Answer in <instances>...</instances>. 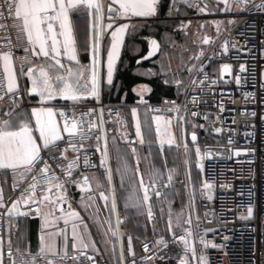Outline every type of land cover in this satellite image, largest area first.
<instances>
[{
  "label": "snow or ice",
  "instance_id": "snow-or-ice-1",
  "mask_svg": "<svg viewBox=\"0 0 264 264\" xmlns=\"http://www.w3.org/2000/svg\"><path fill=\"white\" fill-rule=\"evenodd\" d=\"M184 4L188 7H194L199 13H240L244 11H260L264 13V0H216L215 5L205 2L203 6L199 3H190L189 0H183ZM177 0H171L169 4V12L171 13L176 9ZM6 5V7H5ZM117 5L118 7H113ZM161 7V0H112L107 5L108 20L107 24L104 23L105 19V5L102 0H3L0 4V16L7 15V17H22L23 27L27 31L28 40L33 45V55L43 60L49 61L47 64L37 67L34 63L31 67L27 68L24 73L30 81V87L27 88L29 95L36 94L40 98L39 107L31 108L28 119H23L17 115L16 109L13 108L8 112H4L3 116L7 118H0V169H16L21 166L25 167L29 173H32L38 168V176L32 175L31 182L21 193L17 200L11 201L10 206L5 203L3 197V190L0 188V232H2V225L5 218L11 221L13 218L37 216L41 219V235L40 247L36 254L27 250L21 253L20 248L13 251L11 240L12 225L9 223V236L7 240V249L5 250V241L2 234H0V264H5V255L8 257V264H16V255L22 258L20 264H39V259H47L49 255H57V245L55 237L57 235L63 236L65 254L67 249L68 236L65 229H60L59 232L49 231L45 233V229H52L57 221L63 220L65 227L71 223L72 232V247L74 249L88 250L91 249L93 253L99 252L96 247V241L92 239L91 233L88 230V225L84 222V218L80 212L71 210V204H68L69 211H65L64 204L67 200L68 190L67 184L74 183L82 193H89L92 191V186L89 183L87 175L83 176L82 180L75 179L73 170L79 167V156L74 157L67 162V172H63L65 177L61 181L60 176L56 174L52 168L49 160L55 162L58 159H67V149L60 150L59 142L63 141L64 134L68 136V148L73 152H84L83 163L89 166L90 160L87 155L88 149L85 148L84 141L89 139L88 133L92 130H98L100 134L96 136V151L101 153L100 167L105 169L106 179L108 184L107 194L104 191H99V197L105 202V207L108 208L109 216L101 219L99 216V208H94L93 219L96 225L103 230V235L106 238H111L113 243V253H115V242L120 243V253L118 259L127 264L124 258V246L122 242L123 233L120 230L122 219L119 215L117 208V192L113 185V169L109 164L110 153L108 149V129L105 128L104 113L105 109L101 107L99 114L95 109L89 108L87 112H81L70 115L64 108L56 109L54 107L44 106L48 102L56 101L57 99L71 102L83 101L89 97L94 98L97 102L100 101L102 90L105 86L111 88L114 86V76L117 69V63L121 56L122 47L125 44V36L127 30L132 27L128 22H120V18L131 21L132 18H151L158 15ZM74 15H86L88 17V41L84 45L85 48L90 50V64L82 65L78 56V42L75 36V26L73 22ZM235 20H229L228 23L232 24ZM190 23V21H189ZM219 27L222 21H212ZM6 25L0 24V28ZM186 27L183 23L181 28ZM203 27V25H201ZM110 31V45L107 47L106 59L101 55V42L104 38V33ZM211 38L204 36L202 43L209 44ZM38 45V49L36 46ZM235 45H233L234 47ZM159 43L152 39L150 40L149 56H152L153 50H159ZM223 52H228V41L225 40L222 45ZM66 58L69 62L65 65L62 60ZM144 59V58H141ZM0 61L3 63L5 79H6V94H11L10 102L17 107H22V104L17 102V93L19 92V84L17 79L16 70L13 66V54L11 52H0ZM73 63L75 67H73ZM139 63V61H138ZM163 67V66H162ZM201 70L203 65H200ZM223 72H230L231 65L225 64L222 66ZM240 69L245 70V65L241 64ZM24 71V66L21 65V72ZM189 71H192L190 68ZM151 73V70H148ZM170 81L165 80L164 83ZM216 81L213 80L212 83ZM178 88L183 87V82L180 79L174 81ZM195 83V81H193ZM239 83V77H237ZM201 86L203 81H200ZM264 88V83L261 84ZM136 92L140 99L138 103L147 106V101L144 100V93L150 92L151 88L146 84L134 86L132 89ZM3 97L0 96V99ZM22 99V97L20 98ZM193 102H196V97L193 96ZM174 105L171 109L165 111H180V106L176 105L174 101H166ZM2 111V110H0ZM114 110L109 108L108 112L111 114ZM154 111H159L158 109ZM131 115L135 122L136 136L140 137L143 143L142 135V122L138 115V108H131ZM193 117L197 113H192ZM255 115V112L252 113ZM62 117L63 122L57 119ZM17 122L14 124L13 120ZM119 120V113H117ZM152 119L157 122L156 132L159 138L161 151L165 144L173 145L175 137L170 131L171 119H165L163 116H153ZM181 119H184L181 117ZM261 119H264L262 117ZM86 126V127H85ZM194 127H197L194 125ZM220 132L221 129H215ZM79 139L80 143H72L73 140ZM123 139L128 141L127 134H123ZM193 144H197V135L193 131L191 133ZM101 140L103 146L101 147ZM113 143H115V136H113ZM187 151V143L184 145ZM59 152V156L50 154L49 159H44L43 152L52 151ZM133 154H136V149H131ZM196 155L203 159L200 148L197 144ZM240 150L238 149L237 152ZM244 151H249L245 149ZM254 151V150H252ZM211 155V153H208ZM140 157L136 155V168L133 171L132 167L124 160L122 165L115 171L120 174L121 187L124 186L125 178L130 181L132 178L139 174ZM58 168H63L62 164L57 165ZM198 167L203 169V164H198ZM161 173L156 170L153 171L150 177V182L146 184L141 175L138 185L131 184L130 191L125 200V207L131 206L135 208L137 213H143L146 209V215L149 220L153 218V211L151 205V194L154 193L157 198L161 197L162 193L157 190L155 183L156 179L161 177ZM169 184L173 180L171 170L167 176ZM102 185L98 182L97 189ZM203 187L211 191L213 185L207 180L204 182ZM15 188V185H14ZM56 193L53 196V193ZM142 193V194H141ZM211 199V196L208 197ZM110 201V204H109ZM80 204L85 211L95 205V200L92 196H81ZM47 205V210H45ZM33 206H35L33 208ZM59 209L60 215H56V209ZM171 206L169 207L168 229L172 230L171 220ZM254 215V205L248 204L247 215H242L240 219H251ZM115 217V227H113L112 217ZM105 222L107 228H105ZM186 224L187 227L183 228V234L176 236L173 233L174 239L183 243L185 253H191L192 259L197 261V264H207L204 256H197L193 233V221L191 215L184 221L177 219V227ZM197 227L199 226V219L197 217ZM82 229V230H81ZM205 234L215 229H205ZM158 243L166 242L163 237L160 238ZM200 243L204 247H222L216 245L211 241L203 238ZM147 250V243L144 244ZM128 252L134 255L132 249V238L128 237ZM87 253L85 252V255ZM30 259L23 258L24 256ZM96 264L93 256L87 257ZM147 257H141L145 260ZM48 264H52L48 260ZM132 264H136L133 260ZM179 264H189L187 257H181Z\"/></svg>",
  "mask_w": 264,
  "mask_h": 264
},
{
  "label": "built area",
  "instance_id": "built-area-1",
  "mask_svg": "<svg viewBox=\"0 0 264 264\" xmlns=\"http://www.w3.org/2000/svg\"><path fill=\"white\" fill-rule=\"evenodd\" d=\"M258 2V0H257ZM3 0H0V4ZM167 0L164 8L160 7L157 16L165 18L170 17L174 10L169 12ZM193 3H199L200 0ZM6 7V5H5ZM193 10H196L192 7ZM106 11V8H105ZM205 17V16H202ZM230 17L235 22L224 29L220 36L202 51L199 63L197 64L186 87L180 93L170 97H164L159 102L147 101V107L153 114L174 117L182 120L181 117L189 116L193 120L205 121L209 124V129L213 135V140L206 142L201 147L203 159V182L199 185L196 192L197 204L199 206V226L197 227V217L193 219V240L195 243L197 256H204L207 264H264V13L256 10L244 11L223 15ZM108 18L104 23H108ZM0 24L6 25L0 28V52H11L16 67L21 70V65L28 67L35 62V56L32 51V44L28 40L27 31L23 27L22 17L0 16ZM228 41V52L222 50L224 41ZM233 45H235L233 47ZM68 65L66 58L62 60ZM231 65L230 72H223L222 66ZM245 65V70L240 69V65ZM200 65H203L201 70ZM216 66V71L211 73L210 68ZM239 77V83H237ZM215 80V83L212 81ZM195 81V83H193ZM200 81H203L201 86ZM0 103L4 102L7 108L0 111V118L4 112L13 108L19 110L10 102L11 94H6V79L3 63L0 61ZM193 96L196 102H193ZM22 97V99H20ZM18 104H25L24 91L19 89L17 93ZM140 97L135 99L138 103ZM174 101L180 106V111H165L171 109L174 105L166 103ZM105 109L104 119L105 128H116L119 138L123 143L129 144L123 139V134H127L128 141H133V137L128 127V122L122 108L117 104L107 103L101 96L100 101L96 100L90 103H69L64 109L71 115L87 112V109H95L99 114V109ZM114 111L109 114L108 109ZM158 109L159 111H154ZM255 112L253 116L252 113ZM119 113L120 119H117ZM192 113H197L193 117ZM62 125L63 118L60 117ZM86 127V126H85ZM215 129H221L216 132ZM100 132L92 130L88 133L89 139L84 141L85 148L88 149L89 166L83 163L84 152H73L68 148V136L65 133L63 141L59 142V149L66 151L67 159H58L55 162L49 160L56 174L60 176L61 181L65 180L63 172H67V162L76 156H79V167L73 170L74 178L82 180L87 175L90 179L92 174H97L106 178L105 169L100 167L99 161L101 153L96 151L95 138ZM72 143L79 144V139ZM240 150L237 152V150ZM248 149L249 151H244ZM254 150V151H252ZM211 153V155H208ZM44 159L48 160L49 155L59 156V152L47 151L42 153ZM62 164L63 168L57 165ZM37 170L29 173L23 166L16 169H0V188L3 190V197L6 204L10 206L11 201L17 200L28 183L31 182V176H38ZM6 176L7 191L3 189L4 177ZM39 179V176H38ZM213 185L211 191L203 187L205 181ZM15 185V188H14ZM68 196L64 209L69 211L68 204H71V210H75L76 202L81 196H95V192L82 193L80 189L69 182L67 184ZM56 193H53L55 196ZM209 195L211 199H209ZM254 205V215L251 219H240L242 215H247L248 204ZM35 206H33L34 208ZM45 208L48 206L45 205ZM3 211V210H0ZM56 215L60 214L56 209ZM36 216L20 217L31 218ZM7 218L3 221L2 232L5 240H8L9 231H6ZM11 240L17 237L18 223L14 219L11 223ZM187 227V226H186ZM205 229H215L205 234ZM183 234V228L178 229L166 236H156L142 239L138 243L137 251L134 255L129 252L124 257L127 264H179L181 257H187L189 264H197L192 259L191 253H185L183 243L174 239ZM166 242L158 243L160 238ZM203 238L222 247H204L200 243ZM148 248L145 250L144 244ZM7 243H5V250ZM15 247L13 251L15 254ZM25 253L27 250H21ZM85 252L87 253L85 255ZM36 254L37 252H32ZM93 256L96 264H109L107 257L101 253H93L91 250L72 249L69 252L49 255L47 259L40 258L39 264H92L87 257ZM141 257H147L141 260ZM20 255H16V264H20ZM30 259L26 255L23 257ZM5 264H8V257L5 255ZM120 264H123L121 262Z\"/></svg>",
  "mask_w": 264,
  "mask_h": 264
},
{
  "label": "crops",
  "instance_id": "crops-1",
  "mask_svg": "<svg viewBox=\"0 0 264 264\" xmlns=\"http://www.w3.org/2000/svg\"><path fill=\"white\" fill-rule=\"evenodd\" d=\"M179 1V11L176 18L173 20H156L151 18H132L131 21L120 18V22H128L130 27L125 36V44L121 50V56L124 53V58L121 62V56L117 63V69L114 76V86L108 88L105 86L102 90V97L107 103L117 104L122 108L126 115L128 127L133 137V141L129 144L123 143L118 135L116 128L110 127L108 129V149L110 153L109 164L113 169V185L117 192V208L122 219L120 230L124 234L122 242L124 246V257L128 253V237L132 238V249L137 251L138 243L142 239L166 236L178 229L186 227L182 224L177 227V219L184 221L191 215L192 220L199 216V206L197 204L196 192L199 185L203 182V171L198 167L200 164V157L196 155V146L201 147L209 141L213 140V135L210 132L209 124L201 120H193L189 116H185L182 120H177L174 117L153 114L147 106L139 105L135 99L139 97L132 89L134 86L146 84L151 88L150 92H145L144 97L149 98L152 102H159L164 97L177 95L185 89L190 77L192 76L199 58L204 50L206 44L202 43L204 36L211 38V41L217 40L221 31L218 33L217 26L212 21L219 20L226 28L230 26V17H223L226 14L232 13H199L184 4L183 0ZM177 1V2H178ZM197 0H189L193 3ZM202 6L205 2L215 5L216 0H200ZM105 5V18H108L107 5L112 0H102ZM164 0H161L163 4ZM118 7L117 5H113ZM178 6V4H177ZM205 16V17H202ZM162 21V22H161ZM190 21V23H189ZM73 22L75 26V36L78 42V56L82 65L90 64V50L85 48L88 41V17L86 15H74ZM186 27L181 28V24ZM107 24V23H106ZM203 25V27H201ZM221 26V27H222ZM212 30H210L211 28ZM145 29L147 35H139L141 29ZM155 39L159 43V50H153V55L149 56L150 40ZM210 41V42H211ZM110 31L104 33V38L101 42V55L106 59L107 47L110 45ZM33 46V45H32ZM38 49V45L36 46ZM144 58V59H141ZM139 61V63H138ZM49 61L43 60L35 56V64L37 67L47 64ZM33 63V64H34ZM69 63V62H68ZM32 64V65H33ZM32 65L28 66L31 67ZM13 66L16 70L19 89L24 91L25 104L16 111L17 115L23 119L29 118L31 108L41 106L40 98L36 94L29 95L27 88L30 87V81L24 73L19 70L14 61ZM75 67V64L72 65ZM163 66V67H162ZM192 71H189V69ZM151 70V73L148 70ZM117 73L123 75L128 74L130 79L134 80L129 86L130 95L127 94V88L123 82V78L116 79ZM180 79L183 82V87L178 88L174 81ZM165 80L170 81L164 83ZM106 92V98L104 96ZM94 98H87L83 103H90ZM69 103H78L71 101H64L57 99L53 102H48L44 106L54 107L56 109L64 108ZM138 108V115L142 122L143 143L140 137L136 136L135 122L131 115V108ZM6 103H0V109H6ZM153 116H163L165 119H171L170 131L175 137L173 145L165 144L163 151L159 144L156 127L157 122L152 119ZM60 121V117H57ZM17 121L14 119L13 123ZM197 126V127H194ZM195 131L197 135V144H193L191 133ZM113 136H115V143H113ZM185 143H187V151L185 150ZM96 145V142L94 143ZM103 140H101V147ZM136 149V154H133L131 149ZM136 155L140 157L139 174H136L130 181L128 178L124 180V186L121 187L120 174L115 170L120 167L124 160L132 167L133 171L136 168ZM6 170V169H3ZM158 170L162 175L157 178L155 183L157 190L162 193L161 197L157 198L154 193L151 194V205L153 211V218L149 220L146 215V209L143 213H137L135 208L129 206L125 207V200L130 191L132 183L138 185L142 175L146 184L150 182V177L153 171ZM171 170L173 180L169 184L167 176ZM102 185L97 189V183ZM92 186V191L95 192L93 199L95 205L90 207L87 211L83 209L80 200L76 202L75 210L80 212L84 218V222L88 225V230L91 237L96 241V247L99 252L104 254L109 264H120L118 259L120 253V243L115 242V253H113L114 241L109 237L106 238L93 219L94 208H99V216L104 219L109 216L108 208L105 207V202L99 197V191L108 192L107 179L103 176L92 174L89 179ZM4 191H7L6 176L4 177ZM142 194V193H141ZM110 204V201H109ZM171 206V220L172 230L168 229L169 207ZM47 210V208H45ZM60 215V214H58ZM17 219L18 232L17 237L12 240L13 247H19L21 250H30L38 252L40 247V235L42 221L39 217L31 218H13L11 221L7 219L6 231L9 229V223ZM113 227H115V217H112ZM105 228L107 223L105 222ZM60 229H65L68 241L66 252L74 249L72 247V226L69 223L66 227L63 220L57 221L52 229H45V233L49 231L59 232ZM82 230V229H81ZM57 252L65 253L63 236L57 235L55 237ZM7 243V240H5ZM91 250V249H89ZM92 251V250H91Z\"/></svg>",
  "mask_w": 264,
  "mask_h": 264
},
{
  "label": "trees",
  "instance_id": "trees-1",
  "mask_svg": "<svg viewBox=\"0 0 264 264\" xmlns=\"http://www.w3.org/2000/svg\"><path fill=\"white\" fill-rule=\"evenodd\" d=\"M147 31L143 28V29H141L139 32H138V34L139 35H141V36H143V35H147ZM124 58V53H123V55L121 56V62H122V59ZM210 70H211V73H214L215 71H216V66H213V67H211L210 68ZM120 77H122L123 78V82H124V84H125V86L127 87V88H122L123 90H126L127 91V94H129L130 95V91H129V86L131 85V83L134 81V80H136V79H130L129 77L130 76H128V74H125V73H123V75H121L120 73H117V76H116V79H118V78H120ZM106 92H104V96H105V98H106Z\"/></svg>",
  "mask_w": 264,
  "mask_h": 264
},
{
  "label": "rangeland",
  "instance_id": "rangeland-1",
  "mask_svg": "<svg viewBox=\"0 0 264 264\" xmlns=\"http://www.w3.org/2000/svg\"><path fill=\"white\" fill-rule=\"evenodd\" d=\"M178 1V0H177ZM166 4H167V0H164V2H163V4H161V6H162V8H164L165 6H166ZM177 4H178V6H177ZM177 4H176V9L174 10V12L172 13V15L170 16V17H165V18H162V17H159V16H155L154 17V19H156V20H173V19H175L176 18V15H177V13H178V11H179V1L177 2ZM162 22V21H161ZM222 25H220V27H219V32L222 30H224V29H226V26L225 25H223L222 27H221ZM211 28V27H210ZM210 30H212V28L210 29ZM221 31V32H222ZM218 32V33H219ZM215 40H213V41H211L209 44H206V46L204 47V50L211 44V43H213Z\"/></svg>",
  "mask_w": 264,
  "mask_h": 264
},
{
  "label": "water",
  "instance_id": "water-1",
  "mask_svg": "<svg viewBox=\"0 0 264 264\" xmlns=\"http://www.w3.org/2000/svg\"><path fill=\"white\" fill-rule=\"evenodd\" d=\"M114 7V6H113Z\"/></svg>",
  "mask_w": 264,
  "mask_h": 264
}]
</instances>
